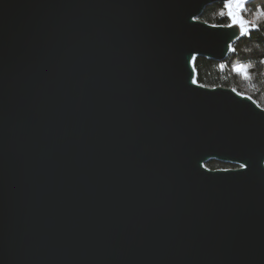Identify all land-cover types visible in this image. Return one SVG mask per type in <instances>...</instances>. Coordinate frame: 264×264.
<instances>
[{"label":"water","instance_id":"1","mask_svg":"<svg viewBox=\"0 0 264 264\" xmlns=\"http://www.w3.org/2000/svg\"><path fill=\"white\" fill-rule=\"evenodd\" d=\"M212 2L0 0V264H264V109L195 79L243 37Z\"/></svg>","mask_w":264,"mask_h":264},{"label":"trees","instance_id":"2","mask_svg":"<svg viewBox=\"0 0 264 264\" xmlns=\"http://www.w3.org/2000/svg\"><path fill=\"white\" fill-rule=\"evenodd\" d=\"M223 2H212L203 8L198 18L211 24H227L226 16L219 15ZM258 8H264V0H247L244 18L255 22L258 27L251 29L250 35L243 36L235 41L232 46L235 51H230L222 60H214L202 56L195 57V79L205 86L231 87L240 93L252 97L264 109V18L257 20ZM237 64L250 65L247 69L248 79L233 71ZM209 168H222L234 166L229 163L209 160L205 163Z\"/></svg>","mask_w":264,"mask_h":264},{"label":"snow or ice","instance_id":"3","mask_svg":"<svg viewBox=\"0 0 264 264\" xmlns=\"http://www.w3.org/2000/svg\"><path fill=\"white\" fill-rule=\"evenodd\" d=\"M246 2L247 0H224L223 8L219 12L220 16H226L228 19L227 24L221 26L227 28H233L235 26L236 28H238L239 35L236 37L237 39H239L240 36L250 35L251 29L258 27V25L254 21L250 22L246 20L242 15V12L245 11ZM256 18L257 20L264 18V8L257 9ZM193 19H195V17ZM214 27L216 26L214 25ZM234 35H236L235 32ZM227 48L229 51H235L232 43H229L227 45ZM193 59H195V56H193ZM261 63H264V60H262ZM248 67H250V65L237 64L233 67V71L241 74L245 79H248ZM193 83H195V81H193ZM233 91H235V89H233ZM247 166L248 165L246 163H241L239 165L241 169H245Z\"/></svg>","mask_w":264,"mask_h":264},{"label":"rangeland","instance_id":"4","mask_svg":"<svg viewBox=\"0 0 264 264\" xmlns=\"http://www.w3.org/2000/svg\"><path fill=\"white\" fill-rule=\"evenodd\" d=\"M230 167V166H229ZM222 168H225V167H222Z\"/></svg>","mask_w":264,"mask_h":264}]
</instances>
